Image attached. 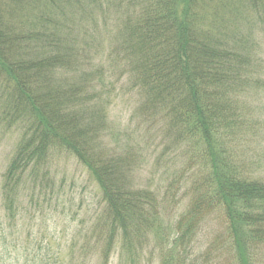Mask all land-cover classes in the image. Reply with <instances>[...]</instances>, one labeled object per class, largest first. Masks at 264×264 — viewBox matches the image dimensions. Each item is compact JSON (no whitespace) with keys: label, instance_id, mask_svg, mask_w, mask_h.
<instances>
[{"label":"trees","instance_id":"1","mask_svg":"<svg viewBox=\"0 0 264 264\" xmlns=\"http://www.w3.org/2000/svg\"><path fill=\"white\" fill-rule=\"evenodd\" d=\"M118 1L119 9L128 3ZM196 1L186 4L185 19L180 20L177 5L147 0L117 38L126 70L121 79L126 77L138 95L136 115L150 127L160 123L173 146L183 145L192 153L191 162L200 163L193 169L197 172L189 205L171 226L163 224L156 195L135 188L134 155L101 144L107 117L99 101L108 92L95 91V83H102L99 75L77 80L55 73L73 65L67 54L70 43L61 42V36L72 30L71 5L81 12L89 7L100 11L106 0H36V8L13 16L18 20L34 14L16 31L0 16V73L17 90L35 129L9 165L7 187L11 190L10 181H18L30 163L48 165L51 148L72 154L101 194L103 264H109L116 249L119 264H152L149 241L151 249L159 250L158 264H206L196 254L195 243L205 217L213 211L223 217L221 238L233 264H258L264 255V180L245 176L228 154L232 129L240 118L236 100L259 86L252 79L253 59L222 36L192 30L194 23L187 16ZM214 22L211 29H217ZM30 26L35 28L30 31ZM35 40L41 42L42 56H18V49Z\"/></svg>","mask_w":264,"mask_h":264},{"label":"rangeland","instance_id":"2","mask_svg":"<svg viewBox=\"0 0 264 264\" xmlns=\"http://www.w3.org/2000/svg\"><path fill=\"white\" fill-rule=\"evenodd\" d=\"M124 1L128 3L119 9L118 0H106L107 4L100 11L89 7L81 12L71 5L72 30L61 36V42L70 43L71 51L67 54H71L73 65L69 69L58 68L55 73L61 78L77 80L81 76L99 75L102 83L94 82L95 91L108 92L106 98L99 101L107 117L101 144L116 153L134 155L132 181L135 188L156 195L161 202L163 224L171 226L189 205L190 186L194 171L197 172L193 169L200 163L191 162L192 153L183 145L175 148L160 123L150 127L136 115L138 95L126 77L121 79L126 70L117 38L143 10L147 0ZM166 1L177 5L182 20L186 4L196 0ZM35 2L0 0V16L9 19L8 25L15 31L21 30L34 14L31 18L25 14L18 20L13 16L29 7L36 8ZM187 20L194 23V32L198 29L200 33L209 31L222 36L253 59L252 79L259 86L247 90L236 100L240 118L232 129L228 154L229 161L239 166L245 176L264 180V0H197L191 11L189 7ZM212 22L217 29H211ZM37 24L39 22L34 23ZM33 28L30 26V31ZM34 43L31 46L26 43L24 48L18 49V56H42L41 42L35 40ZM17 95L13 84L0 73V264H103L101 194L72 154L57 146L51 148L48 165L40 168L30 163L26 171L18 174V181H10L9 187L13 186L8 189L9 165L19 146L28 143L35 131L26 106L19 103ZM202 225L195 243L196 254L199 253L206 264H233L221 238L224 221L220 212L208 214ZM152 246L153 242L149 241L148 253L154 251L149 255L153 254L152 264H158L159 250L151 249ZM118 253L116 249L109 264H119ZM257 263L264 264V255Z\"/></svg>","mask_w":264,"mask_h":264},{"label":"bare ground","instance_id":"3","mask_svg":"<svg viewBox=\"0 0 264 264\" xmlns=\"http://www.w3.org/2000/svg\"><path fill=\"white\" fill-rule=\"evenodd\" d=\"M8 21H10V20H9V19H6V20H5L6 23H9Z\"/></svg>","mask_w":264,"mask_h":264}]
</instances>
